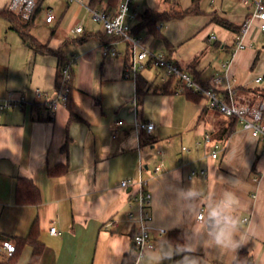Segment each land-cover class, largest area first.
<instances>
[{"label":"crops","instance_id":"crops-1","mask_svg":"<svg viewBox=\"0 0 264 264\" xmlns=\"http://www.w3.org/2000/svg\"><path fill=\"white\" fill-rule=\"evenodd\" d=\"M10 1L0 0V7L9 6ZM121 1L98 0L95 9L114 14ZM44 2L41 23L51 35L47 41L37 31L36 36L52 52L34 53L22 44L27 64L33 54L29 81L22 74L11 76L10 66L0 63V72L7 81L19 82L13 88H21L26 99L22 106L0 111V231L26 236L36 219L44 244L39 264H124L133 255L135 222L129 212L131 205L137 208L133 197L142 178L152 194L151 233L156 246L137 264H186L187 257L198 258V264H264L263 143L210 108L201 94L193 91L199 98L190 100L185 91L177 89L175 80L172 89L164 91L168 79L163 80L164 71L154 66L146 68L152 75L142 74L153 87L137 103L136 79L124 75L128 44L118 40L115 46L121 54L104 55L107 35L103 23L88 8L91 0H83L84 4L47 0L43 7ZM137 3L138 17L131 27L146 47L168 54L204 86L213 85L216 75L227 72L228 79L217 88L224 93L230 84L240 103L263 98L264 32L258 24L243 34L245 47L237 48V34L252 5L242 0H200L198 13L161 23V32L171 45L168 48L164 40L136 28L143 11L180 12L193 1ZM48 11L55 15L51 22L46 21ZM91 15L92 26L76 32L77 26L90 22ZM83 35L89 37L78 40ZM60 48L74 62L73 82L68 102L58 103L51 111L45 99L58 97L59 57L54 51ZM228 60L226 70L223 62ZM259 77L262 80L257 81ZM37 89L46 98L38 99ZM136 122H153L154 130L137 129ZM58 166H67V171L50 174ZM21 177L32 179L39 190V203H18ZM126 179L131 184L121 186ZM189 190L196 196L188 198ZM227 193L239 199L237 239L245 238L235 252L212 246L204 226L208 206ZM201 212L202 220L198 219ZM53 220H57L59 234L50 232ZM174 230L183 235L181 249L171 240ZM186 243L194 250L184 247ZM32 253L33 247L26 244L18 264H29ZM4 255L8 254L1 250L0 258Z\"/></svg>","mask_w":264,"mask_h":264},{"label":"built area","instance_id":"built-area-1","mask_svg":"<svg viewBox=\"0 0 264 264\" xmlns=\"http://www.w3.org/2000/svg\"><path fill=\"white\" fill-rule=\"evenodd\" d=\"M69 3L78 2L83 3V0H66ZM138 0H122L119 4L118 11L114 14L107 10H99L90 8L93 17L103 23L105 33L109 36L118 37L109 43L103 44V53L106 56H119L121 52L115 46L116 41L122 40L131 46V58L125 66V77L136 78L138 72L147 68L148 64L160 68L164 71L163 80L173 77L177 89L180 91L191 90L204 96L208 100L210 108L218 110L220 113L227 117H235L242 128L249 130L252 135L264 145V96L257 102L243 104L237 100V91L230 84L227 85L224 93H221L217 85L223 83L228 79L227 72L218 74L213 78V85L204 86L193 79L190 73L181 68L178 64L173 62L165 52H153L150 48L146 47L141 39L131 34V22L138 17L136 11ZM247 5H252V11L247 15L244 20L239 33L237 34V48H244L245 45L241 39L246 30L254 24L264 32V0H242ZM38 0H11L9 9L15 12L23 21L31 18ZM55 19L52 11H48L46 21L51 22ZM76 32H82L83 26H77ZM215 38V35L211 36ZM73 61L69 62L63 69V81L58 88V97L56 99H47L44 92L40 89L36 90L38 99L46 98L45 105L53 111L58 103H66L70 94V81L72 79ZM230 65V60L223 62V67L227 70ZM262 80V77L257 78V81ZM12 93H10L11 95ZM26 102L23 95L16 99H3L0 100V111L6 110L13 106H22ZM118 125L122 124L119 120ZM137 129H144L149 133L154 130L155 124L153 122H136ZM207 140L210 139L209 135L206 136ZM218 146V145H217ZM216 146V147H217ZM212 156H217V150L212 152ZM157 170L160 167H156ZM205 171H201L204 173ZM195 172H192L194 174ZM191 176V175H190ZM131 184V180H123L120 185L127 187ZM138 190L136 191L133 201L137 204V208L131 209L129 217L135 222V231L133 234V254L135 260L132 264H137L139 260L145 257L152 251L156 242L151 233L152 226V213L150 210L152 202V194L144 188V180L140 178L137 182ZM204 214H198V219L202 220ZM245 221L248 218L244 219ZM57 220H53V225L50 228L52 234H59V229L56 225ZM161 233L165 230L161 229ZM14 246L11 243H4L0 246V251L5 250L8 255L12 253Z\"/></svg>","mask_w":264,"mask_h":264},{"label":"trees","instance_id":"trees-1","mask_svg":"<svg viewBox=\"0 0 264 264\" xmlns=\"http://www.w3.org/2000/svg\"><path fill=\"white\" fill-rule=\"evenodd\" d=\"M98 0H91L90 8L95 9V4ZM193 4L191 7L187 8L183 11H158L153 8H146L142 13L141 22L136 27L137 29H145L146 32L150 33L154 38L162 39L166 43L168 48H171L170 43L164 37L161 32L160 25L163 21L171 20L174 18L184 17L188 14L198 13V3L200 0H192ZM41 0H38L36 8L31 16V18L27 21H23L15 12L11 11L9 7L4 6L0 7V16L5 18L9 23L10 29H14L18 32L22 44L31 49L34 53H51L52 50L48 47L47 44L40 41V39L32 32V28L35 24V19L39 12L41 11ZM218 22L221 24L231 27L232 25L223 19H218ZM106 34V33H105ZM131 34L135 35L137 32L135 28L131 30ZM91 35V34H90ZM107 35V34H106ZM89 35H83L78 40L83 41L86 40ZM118 37L107 35V41L105 43L112 42L117 40ZM54 53L59 57V63L57 67L56 73V87L59 88L63 81V69L66 64L69 62V58L65 55V53L60 49L54 51ZM168 55V54H167ZM126 63L129 62L131 58V46L128 45L127 54H126ZM151 63L148 64L147 67H151ZM136 89H137V103H140L142 97H144L151 89L152 82H148V80L142 75L141 71L138 72L136 76ZM73 82V69H72V79L70 81V91L72 89ZM174 83V78L169 77L168 80L163 85L164 91H169L172 89V85ZM155 91V89H153ZM185 94L190 100H197L199 95L194 93L191 90H186ZM262 96H264V90L261 91ZM70 97V94H69ZM68 97V100H69ZM67 100V102H68ZM66 102V103H67ZM75 118V117H74ZM233 121L238 123L237 118L230 117ZM68 143V142H67ZM67 143L64 147L67 146ZM67 171V166H61L52 168L49 172L52 175H59L65 173ZM17 201L20 204H37L39 203V190L32 181L31 178L21 177L17 182ZM39 225L38 221L35 219L31 225V228L26 236H11L2 231H0V244L11 243L14 246V249L10 255H4L3 258H0V264H18V259L22 252V249L26 244H30L33 247V253L31 256V260L29 264H39L40 258L42 256L44 250V244L39 238ZM177 234L176 237H173V234ZM171 240L176 246V249L182 248L183 243V235L178 230L172 231ZM1 246V245H0ZM242 257L240 256V259ZM135 260V255H128L124 264H132ZM239 260V259H238Z\"/></svg>","mask_w":264,"mask_h":264},{"label":"rangeland","instance_id":"rangeland-1","mask_svg":"<svg viewBox=\"0 0 264 264\" xmlns=\"http://www.w3.org/2000/svg\"><path fill=\"white\" fill-rule=\"evenodd\" d=\"M47 2V0H46ZM46 2L43 3V7H46ZM8 7V6H7ZM92 14V13H91ZM44 12L40 11L35 19V24L32 28V32L36 35V31L40 33V37L45 38L46 41L51 35V30H49L45 24L41 23L43 18ZM94 21L91 20L89 23H82V26L88 29L92 26ZM10 23L3 17L0 16V63L9 65L11 68V76L18 74H22L26 81H29L31 75V67L32 64L30 63L33 61V54H30V62L27 64V55L25 53V48L21 43L20 36L18 32L14 29L9 28ZM155 70V69H154ZM151 70H144L142 72L143 75H152ZM152 78L154 80L158 78L154 75ZM15 85H19V82L16 84L10 80L7 81V76L3 72H0V95H7L5 99H16L18 96L21 95L20 89L21 88H13ZM10 92L12 93L10 95ZM0 99H3L0 97ZM218 114L219 113L217 111Z\"/></svg>","mask_w":264,"mask_h":264},{"label":"clouds","instance_id":"clouds-1","mask_svg":"<svg viewBox=\"0 0 264 264\" xmlns=\"http://www.w3.org/2000/svg\"><path fill=\"white\" fill-rule=\"evenodd\" d=\"M188 198L196 196V193L189 190L186 193ZM239 206V199L234 193H227L221 199L214 200L207 208L204 226L206 235L212 246L222 251L235 252L242 246L244 236L237 239L240 232L239 217L235 214ZM190 250H194L192 244L183 245ZM186 264H198V258L187 257Z\"/></svg>","mask_w":264,"mask_h":264}]
</instances>
